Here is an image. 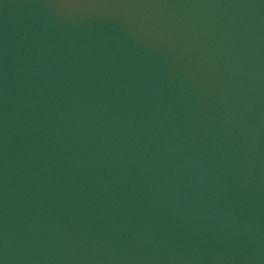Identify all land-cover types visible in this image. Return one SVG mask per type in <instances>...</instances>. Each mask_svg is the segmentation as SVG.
Listing matches in <instances>:
<instances>
[{
  "label": "water",
  "instance_id": "water-1",
  "mask_svg": "<svg viewBox=\"0 0 264 264\" xmlns=\"http://www.w3.org/2000/svg\"><path fill=\"white\" fill-rule=\"evenodd\" d=\"M0 264H264V0H0Z\"/></svg>",
  "mask_w": 264,
  "mask_h": 264
}]
</instances>
